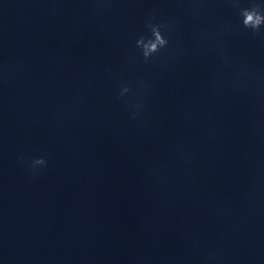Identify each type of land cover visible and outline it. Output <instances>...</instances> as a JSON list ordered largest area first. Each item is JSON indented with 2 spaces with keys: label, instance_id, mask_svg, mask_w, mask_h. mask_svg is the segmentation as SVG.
Masks as SVG:
<instances>
[{
  "label": "clouds",
  "instance_id": "clouds-1",
  "mask_svg": "<svg viewBox=\"0 0 264 264\" xmlns=\"http://www.w3.org/2000/svg\"><path fill=\"white\" fill-rule=\"evenodd\" d=\"M240 0H230V3L233 7L238 8V14L241 18V23L243 28L251 30L253 35L261 33V30L264 29V4L257 2V0H250L249 7H239ZM155 14L149 18L146 24V28L150 32V35L140 36L136 40V47L139 48L142 52V56L147 62L156 54L160 53L162 49L168 47L170 42L169 35L166 34L168 30V24L165 22H154ZM129 92V87L122 85L119 91V96L124 97L126 93ZM133 116L136 115V112L141 108V104L137 103L134 106ZM20 162H24V157L21 155L19 157ZM47 160L44 156L33 159L28 168L32 172L37 171V166L46 167Z\"/></svg>",
  "mask_w": 264,
  "mask_h": 264
}]
</instances>
